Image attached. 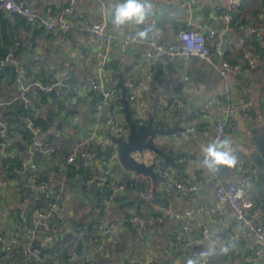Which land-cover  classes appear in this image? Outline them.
Masks as SVG:
<instances>
[{"label":"crops","instance_id":"crops-1","mask_svg":"<svg viewBox=\"0 0 264 264\" xmlns=\"http://www.w3.org/2000/svg\"><path fill=\"white\" fill-rule=\"evenodd\" d=\"M183 1L151 0L153 13L146 23L140 26L127 25L124 28L137 34L154 26L160 30L161 40L165 44H170L174 42V34L177 30L200 25L204 34L208 31L215 32L220 47L224 51L227 50L229 57L233 59L234 53L242 47L243 34L228 31L220 17L229 0H201L192 8L194 20L186 14L189 10L180 6ZM108 3L109 0H105V4L101 6L95 0H30L33 11L42 16L47 7L52 9L53 32L38 25H28L17 15L0 12V50L5 51L8 48L10 56L13 52L16 53L12 65L3 63L7 64L5 67H9L8 71L10 67L21 66L24 72L25 69L30 72L31 80L28 81L44 82L62 76H69L71 80L69 89L55 90L54 97L48 95V98L40 104L36 101L39 97L33 96V114L45 119L49 111L53 123L46 132L34 134L28 150L20 155L23 170L18 179L0 178L1 231L10 235L18 228L17 214L20 210L19 203L23 199H20L15 188L18 185L24 193L28 208H31L30 211L27 208L19 226L22 227V231L36 230V212L33 211L35 206L46 198H51L53 202L51 206H55V214L49 220L48 227L37 231L40 235L38 246L43 251L45 264H85L80 260L74 263L67 260L66 263L62 259V249L68 247L74 250L79 246V240L75 236L78 229L84 236L83 242H79L83 248L78 254L91 253L96 264H187L188 259H194L191 257L192 244L179 248L172 246L171 241L177 236L182 237L184 244L197 239L198 242L193 244L199 254L213 245L215 254L209 264H264V258H256L248 263L244 261L249 254V247L253 245V240L235 232L232 225L233 214L227 207L223 208L222 215L217 217L216 222H210L203 208L213 206L216 202L211 185L204 182L203 168L196 163L178 164L180 156L190 155L194 158L203 156L202 148L211 141L212 124L220 105V98L224 90H231L230 118L234 129L225 138L232 142L237 164L230 169L220 167L214 173L230 179L236 178L241 172L254 177L249 194L256 207L253 221L264 226V202L258 197L256 186L260 170L256 161L260 160L264 163V64L262 65L257 57L247 52L245 57L248 62L257 66V70L242 69L226 80L218 75L217 70L197 59L187 64L175 61L162 71L160 63L146 61L140 48L122 41L121 32L110 22L112 12L108 9ZM241 3L245 6L241 18L247 23L246 25L249 24L253 29L263 27L264 8L259 6L260 0H242ZM68 6H72V14H68L61 25L56 15ZM102 20L105 21L107 30L111 34L120 37L118 44L109 50L102 42L88 40L90 24ZM16 47L19 48L17 51ZM78 48H82V58L78 57L76 52ZM104 53L108 54V63H110V69L107 70L104 78L106 80L111 78L109 83L116 88L118 81H121L126 89L125 98L132 118L139 114L147 115V118L152 117L154 121H159L157 128L165 132L174 128L181 129L169 136H160L164 138L157 146L167 157L174 158V162L183 167L173 168L166 165L169 171L159 172V178L155 180L140 174L136 177L135 188L120 194L110 209L103 212L91 179L105 175L114 182L124 181L128 171L122 168L119 159L111 162L105 159L104 155L88 151L89 153H85L86 159L81 171L89 177L85 179L80 172H75L71 178L66 179L65 160L58 163L57 169H53L52 166L51 171L48 169L50 152L40 150L34 145L53 133L69 140L68 148L72 146L78 150L89 144L84 145L82 142L93 132L98 138L116 137L118 131L116 127L106 129L102 125L94 126V104L87 101L86 93L82 89L83 82ZM182 74L188 76L190 86L186 90H174V84ZM1 76L0 104L4 108L17 96L20 85L14 82L15 77L5 71ZM26 79L23 74V84H28ZM132 81L134 86L129 88ZM241 89L246 94V106H242L238 101ZM128 92L137 94L132 103L128 100ZM67 93L69 96H65L64 99ZM171 94H175L185 103L182 108L178 109L170 103ZM117 100L107 106L106 111L102 113L103 120L107 117L109 108L117 110L118 104L122 106ZM194 110H202L199 117H191ZM120 116L123 119L122 113ZM188 126L199 127L190 133L185 131ZM126 129L125 124L122 137L124 139L127 137ZM9 143L14 152H16L14 148H20L21 137L17 132L13 133L12 139L10 137ZM91 143L101 152L107 147V145L100 147L101 145L99 146L95 140ZM79 144H82L80 149L77 147ZM35 152L38 155H35ZM133 155V159L137 162L145 165L155 164L154 170L158 171L160 158L153 152L144 151L142 158L139 153ZM55 164L56 162L53 163L54 166ZM44 170L46 174L53 175L54 182L51 184V189L30 193L28 186L31 177ZM192 176L200 183L197 192L186 193L174 189L178 178L187 180ZM166 188H169L168 192L165 191ZM262 189L264 190V182ZM141 192L148 193L149 198L141 199L139 197ZM167 205L174 214H190L193 232L183 233L180 222L156 220L158 217L163 218L160 208ZM42 206L46 207V205ZM131 218H134L133 221ZM103 222L114 225V229L106 235L98 232V226ZM87 230L93 233L89 234ZM203 232H205L204 236H202ZM86 235L89 238L86 239ZM90 235H94L95 238L91 240ZM225 247L228 250L221 251ZM8 255L14 264H26L20 256L13 257L12 251Z\"/></svg>","mask_w":264,"mask_h":264},{"label":"built area","instance_id":"built-area-1","mask_svg":"<svg viewBox=\"0 0 264 264\" xmlns=\"http://www.w3.org/2000/svg\"><path fill=\"white\" fill-rule=\"evenodd\" d=\"M99 5L103 6L105 0H95ZM168 2L169 0H164ZM201 0H184L180 6L191 10L197 3ZM121 2V0H116L115 3ZM242 0H229L227 2L226 8L221 14V19L225 23V27L228 31L234 32L231 27L232 16L230 11L238 9L241 5ZM72 6L64 7L56 19L59 24L62 25L63 20L68 14H72ZM0 12L6 13L7 15H17L28 24V25H38L45 28L49 32H53L54 26L52 25V9L47 7L45 10L44 16L39 13H36L31 8L30 0H0ZM149 29L148 37L146 39H139L137 34L126 31L124 26L119 29L122 36V41L125 44H132L140 48L142 56L146 61L150 63H160V69L165 71L167 65L172 64L175 61H181L185 64L189 63L193 59H197L203 63H206L211 68L217 70L218 75L226 80L231 76L239 72L240 68L237 65L229 63L223 57L224 50L220 47L219 42L217 41V36L214 31H208L204 34L201 30L200 25H195L192 28H181L176 31L174 34V42L170 44H165L161 38L160 30L152 26ZM248 34H254L258 37V40L261 45L264 41V26L259 28H247ZM88 40L91 42H102L107 50L115 47L120 37L114 34H111L106 27L105 21H99L91 23L88 28ZM78 57L82 58V48L76 50ZM1 64L7 62L12 65L13 61L10 56L6 57L3 61H0ZM149 66V65H148ZM250 69H255V65L249 62ZM110 69V63H108V54L104 53L101 57V60L98 61L92 68L91 74L83 82L82 89L86 95L88 102L94 104L95 115H94V126L100 127L101 125L106 129H113L116 127L118 131L116 132V137H123L125 122L121 118V109L122 106L118 105V109L109 108L108 115L103 120L104 115L102 114L106 111L107 106H109L114 100H117L120 95V90L115 91L109 88L106 84L105 74L107 70ZM15 72L18 74L16 78V83L20 85V90L17 93V96L14 97L13 101H20L24 106H29L31 100L28 97V94L31 90L38 91L41 94H48L51 91L55 90H67L70 87L71 80L69 76H62L55 78L53 80H47L44 82L34 81L30 84H23L22 75L23 68L16 67ZM134 85L133 81L129 85L131 88ZM131 86V87H130ZM189 78L186 74H182L180 78L174 84V90H186L189 88ZM129 102H134L137 94L134 92H128ZM243 89L240 90V95L238 98L239 103L242 106H246V96ZM170 103L176 108H182L184 102L171 94L169 98ZM7 104V103H5ZM1 107V104H0ZM232 107V94L231 90H224L221 98L220 105L217 108V113L212 124V137L211 141L216 139H224L226 135L234 129L233 121L230 118V110ZM202 110H194L191 117H199ZM246 109L244 110V114ZM171 112L169 113V116ZM136 119L137 125H144L147 121V115L139 114L134 117ZM153 126L158 127L159 121H154ZM26 127L30 129L34 134L38 133V129L34 128L30 120H26ZM199 126H188L185 128L186 132H194ZM204 128V127H202ZM58 135V134H56ZM82 143L86 145L89 142L96 141L100 147L107 145L106 148L109 149L108 161L116 162L118 161L117 146L113 144L109 138H98L95 132H93L90 137H87ZM164 137H151L150 142L153 145H157L160 140ZM7 125L5 122L0 120V156L3 158H11L12 155L6 152L5 142L8 141ZM34 146L42 150L43 145L40 142ZM82 144H79L77 147L80 149ZM81 150V149H80ZM133 156H136L138 153H132ZM131 154V157H132ZM235 155V154H234ZM84 157V155H82ZM133 158V157H132ZM75 159V154H72L68 157L67 163L73 162ZM203 156L199 158H194L190 155L180 156L178 158V164H192L196 163L201 166L204 170V182H207L211 185L213 190V197L215 199V205L206 207L203 210L208 215L210 222H216L217 217L222 215L223 208L227 207L230 212L233 214L232 225L233 229L240 236L253 240V245L249 247V254L245 257V262H250L256 258H264V226L254 223L253 217L256 214V207L254 201L250 198L251 184L254 182V177L251 174L241 172L236 180L230 178L222 177L221 175H216L214 172L208 171L203 167L201 161ZM168 166H159L158 172L167 173ZM126 178L122 182H114L107 178L105 175H98L91 179V182L94 183L96 194L100 200L101 209L108 211L110 207L114 204L116 198L125 193L129 189H134L136 186V177L139 176L134 172L128 171L126 173ZM182 177V176H181ZM45 181L39 182L36 184L35 178L31 177L30 184L31 190L34 192H41L43 190H50L54 179L53 175L47 174L45 176ZM200 188V183L196 180L195 177L187 178L183 180L178 178V181L174 184V189L186 192V193H195ZM166 192L169 191V188L165 189ZM139 197L143 200L149 198V194L141 192ZM20 210L17 214V226L18 230L11 232L10 235H6L1 231L0 228V254L3 252V247L6 246L7 249L17 248L19 249L20 258L26 264H44L42 251L38 246V240L40 238L39 233L36 230L29 229L22 231V221L23 216L28 208L27 200L22 199L19 203ZM52 205V204H51ZM46 205L45 209H37L36 212V226L40 229H45L49 225V220L55 214V206ZM161 217L156 218V220L165 219L168 222H180L182 232L191 233L193 232V223L190 218L189 213L183 214H174L170 206H163L160 208ZM1 211V203H0ZM134 218H131L133 221ZM20 224V225H19ZM230 228V227H229ZM114 229L113 224L102 223L98 226L99 234L106 235ZM204 236L205 232L202 233ZM76 238L79 242H83L84 236L80 229L76 230ZM198 242L197 239H193L192 242L184 244L182 242V237L177 236L171 241V245L174 247L189 246L190 244ZM223 246V244H219ZM229 247V245H228ZM56 256V255H53ZM71 260L77 261L80 260L85 264H96L93 261L91 253H83V255L76 254L73 250L70 252ZM191 257L199 260V264H208L207 258H199V253L196 251L191 252ZM52 258V257H51ZM0 264L2 261L0 260Z\"/></svg>","mask_w":264,"mask_h":264},{"label":"trees","instance_id":"trees-1","mask_svg":"<svg viewBox=\"0 0 264 264\" xmlns=\"http://www.w3.org/2000/svg\"><path fill=\"white\" fill-rule=\"evenodd\" d=\"M259 6L262 7V9L264 8V0H260ZM244 7H245L244 3L243 4L241 3L238 9L234 11H230V14L232 16L231 27L233 28V31L243 34L242 35V40H243L242 47L241 49H239L237 52L234 53L233 59L229 57L230 55L227 50L223 52L224 59H226L231 64L237 65L240 68V70L250 69L248 59L247 57H245V54L247 52H249L253 57H257V59L262 62V65L264 64V46L260 44L257 36H255L254 34L247 33V28L251 26L249 24L246 25L247 23L243 21V19L241 18V13L244 12ZM14 45L17 46L18 44H14ZM16 48H17L16 49L17 51L19 48L18 47ZM8 50H9L8 48L5 51L0 50V61H3L6 57L10 56L8 54ZM15 56H16V53L13 52L12 56H10V58L12 57L11 58L12 61H15L16 59ZM7 68L9 67L3 66L0 62V79L2 77L1 74L4 71L7 72L8 75L17 78L18 74L15 72L16 68L10 67L9 71ZM255 69L257 70V66H255ZM250 70L252 71V69ZM23 74H24L25 79L27 78L26 79L27 81L31 80L30 72L28 70L25 69V72H24V68H23ZM110 79L111 78H108V80L105 79L107 86L115 91H118V88H116L115 85L109 83ZM34 81L36 80L28 81L27 83L30 84ZM14 82L16 83V81ZM33 96L39 97L38 100H36L39 104L48 98V94H41L36 90L35 91L31 90L28 94V97L31 100V104L29 106H24V104L21 103L20 101H12L10 105L5 106L4 108L2 107L0 108V120L5 122V124L7 125V133H8V138H9V140L5 142V149L7 153L12 155L11 158H3L2 156H0V178L3 180H17L19 174L23 170L22 169L23 168L22 158L20 155L25 153L28 150V146L31 145L34 139V133L26 127V120L31 121L33 127L38 129V133H44L48 130L49 127L52 126L51 125L53 123L52 118H51L52 114L49 111L47 112L48 116L45 119L40 117V115L33 114V106H32V100L34 99ZM65 96H69V93L64 95L63 97L64 99H65ZM14 132H17L19 136L21 137L20 148L19 149L14 148L16 152L12 150L11 145L9 143L10 137L12 139ZM68 142L69 140H65L62 138V136L56 135L54 133L52 135H48L41 141L43 145L42 150L50 152V160H49L50 165L48 167L49 170L52 171V166H53V169L55 168L57 169L58 163L65 160V172H66L65 178L66 179L71 178V176H73L75 172H80V174L83 175L85 179L89 177L87 174L83 173L84 171H81L82 165L84 164V161L86 159L85 153L86 154L89 153L88 151L90 152L93 151L94 154H96L95 152H97L100 155H104L103 157L105 159H107L109 156L110 148H105V150L101 152L98 149V147L94 146L93 143L89 142V144L86 145L83 149L78 150L76 148L74 149L71 145H70L71 148H68V145H67ZM72 154H75L74 161L71 163H67L68 157ZM82 155H84V157H82ZM54 162H56L55 166L53 165ZM76 164H77V167H75ZM47 174L45 173V170H44L42 173H38L37 175H34L33 178H35L36 184H38L39 182L45 181L44 178ZM15 188L18 190L20 199L24 198V193L22 189L18 185H16ZM28 188H29L30 193L34 192L31 190L30 182H29ZM52 203L53 202L51 198H46L42 203L38 204V206H35L33 211L34 210L36 211L37 209L44 210L45 207L42 205H51ZM16 230H18V228L15 229L14 231ZM87 233L92 234L93 232H89L87 230ZM85 238L87 239L89 237L86 235ZM94 238H95L94 235H90L91 240H93ZM78 244L79 246H77L73 250V252L76 254H78L79 251L83 248L82 246H80L81 244L79 242ZM191 246H192L191 248L192 252L193 251L198 252L195 249V244H192ZM19 249H21L20 246L17 248H12V249L10 248L7 249L6 246H4L3 252L2 254H0V260L2 261V264H14L12 261H10V257L8 253L12 251L13 257H19L20 256ZM71 251L72 250L68 247L66 249H62V259L64 260V262L67 263V260L68 261L70 260L71 263L72 262L74 263V261L71 260V256H70ZM51 255H54V254H51ZM42 256H43V251H42ZM212 256L213 255L209 256L208 264L209 262L210 263L212 262Z\"/></svg>","mask_w":264,"mask_h":264},{"label":"water","instance_id":"water-1","mask_svg":"<svg viewBox=\"0 0 264 264\" xmlns=\"http://www.w3.org/2000/svg\"><path fill=\"white\" fill-rule=\"evenodd\" d=\"M115 4V0H109L108 3V9L110 12H112L113 5ZM187 11V10H186ZM186 14L194 20L195 17L193 16L192 9L187 11ZM107 21L109 19L107 18ZM7 64H3V66H6ZM11 65V64H9ZM118 88L121 90V97L117 100L119 103L122 104L121 113L123 115V120L127 126V129L125 130L127 137L124 139L122 137H114L110 136V140L112 143H114L117 146V153H118V159L119 163L121 164L122 168L125 171L134 172L137 175H144L151 178V180H155L159 178V172L157 170H154L156 167L155 164L145 165L144 163L135 161L130 154L132 153H139L140 157L142 158V154L144 151H151L156 156L160 158L159 165L161 166H170L173 168H182L183 166H180L174 162V158L167 157L163 150L160 149L157 145H153L150 142L151 137H160L167 135L169 136L173 132H179L181 131L180 128H174L169 129L167 132L163 131L162 129L156 128L153 126V118L148 117L146 124L144 125H137L136 119L132 118V113L129 110V104L128 101L125 98L126 89L122 86L121 81H118ZM134 86V85H133ZM49 96L54 97L55 91H51L48 93ZM124 133V130H122ZM35 155H38V153L35 152ZM257 165L259 166V177L256 183V186L258 188L257 195L260 198L262 202H264V190L262 189V185L264 182V163L260 160H257ZM236 178H232V180H236ZM30 207L28 208V211H30ZM41 229L36 227V231H40Z\"/></svg>","mask_w":264,"mask_h":264},{"label":"clouds","instance_id":"clouds-1","mask_svg":"<svg viewBox=\"0 0 264 264\" xmlns=\"http://www.w3.org/2000/svg\"><path fill=\"white\" fill-rule=\"evenodd\" d=\"M153 13L151 0H121L113 5L110 22L117 30L123 26L144 25ZM149 29L137 33L139 39L148 37ZM203 159L201 161L204 168L210 172H216L220 167L234 168L237 158L233 154L232 142L230 139H216L202 148ZM228 249L222 248L226 252ZM215 254V248L210 245L206 251L199 254V258H207ZM187 264H197V260L188 259Z\"/></svg>","mask_w":264,"mask_h":264}]
</instances>
